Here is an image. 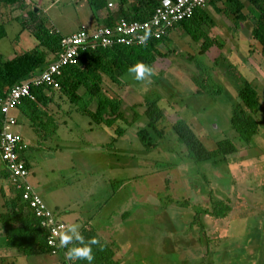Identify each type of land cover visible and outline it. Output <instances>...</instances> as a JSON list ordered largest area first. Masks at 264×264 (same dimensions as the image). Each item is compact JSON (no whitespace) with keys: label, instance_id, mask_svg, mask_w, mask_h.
<instances>
[{"label":"rangeland","instance_id":"1","mask_svg":"<svg viewBox=\"0 0 264 264\" xmlns=\"http://www.w3.org/2000/svg\"><path fill=\"white\" fill-rule=\"evenodd\" d=\"M32 1L36 3L39 0ZM51 1H41L40 14L47 27L63 35L71 34L78 26L92 28L100 23L94 18L103 17L99 12L92 13L86 0H77V3L74 0H58L49 5ZM110 2L108 8L115 11V0ZM203 8L215 21L211 27L203 25L204 29L217 43L222 42L221 49L213 45L200 55L198 47L202 39L195 42L183 33L181 27L176 26L168 33L167 40L158 45L164 56H157L154 66L142 79H137L134 72L126 71L120 76L118 84L108 78H104L102 83L109 96H120L126 106L122 108L123 116L128 121L132 119L133 111H143L142 106L134 104L146 94L160 96L159 104L166 117L162 127L166 135H171L162 144L164 148L172 149L174 155L166 153L160 145L155 149H144L136 134L137 122L133 125L119 122L111 127L95 125L80 113L81 104L72 105L65 95L64 98H57L59 104L52 109H61L55 118L59 125L56 136H47L46 141L41 140L40 145L35 147L31 131L28 132L20 118L23 114L13 110L21 121L22 129L18 131L14 126L11 130L20 132L25 142L33 145L28 150L30 156L26 155L31 162L29 180L47 207L56 211L68 227L75 225L76 221L80 227L90 217L91 226L105 222L111 224L113 229L110 232L118 237L115 244L120 245L117 253L124 264H134V258L138 256L143 257L147 264H181L187 260L188 264H197V261L193 263L189 252H186L187 258L182 255L185 252L183 248L176 247L177 239L173 236L175 231L184 229L188 215H196L193 210L190 214L182 209H188L189 203L195 202L194 197L200 204H206L205 199L199 197L208 194L224 200L230 210L223 219L200 214L197 223L192 224L201 236L202 254L206 249L210 253L206 261L216 264H264V242H261L264 240V58L260 45L247 38L251 22L237 24L236 11L226 0L206 2ZM243 11L248 13L247 7ZM9 38L0 40V52L4 57L26 49L5 45L11 42ZM13 43L19 42L15 40ZM220 51L226 62L219 61L214 67L212 76L215 82L213 79L207 82L208 86L212 85L208 87L210 91L195 93L197 86L190 79L199 73L196 62L204 60L206 66H211ZM229 68L239 72L240 80L249 81L259 96L260 109L254 115L258 132L249 144L240 141L229 124L236 102L235 85L239 82L228 71ZM218 85L221 90L215 92ZM90 106L93 107V104ZM178 117L190 125L207 149H213L216 141L224 138H230L237 146V151L229 155L228 161L217 163L216 167L207 162L196 165L199 170H205L208 183L202 185L205 183L201 181L198 184L201 191L206 190L199 195H193L189 190L191 197L186 193L187 184L185 190L180 189L179 176L184 175L182 169L185 167L180 165V170L164 174L162 168L157 170L158 167L153 164L155 161L170 160L183 163L179 160L184 159V147L176 142L170 125ZM116 127L125 129L124 133L119 136L114 134ZM219 168L225 170L224 175ZM152 171L162 174L152 178V183L146 182V174ZM169 177H172L171 180L178 178V182L171 189H166L168 186L163 181ZM120 180L123 182H112ZM152 185L158 189L154 190ZM5 192L8 194L6 187ZM183 201V205L187 206L182 208ZM2 209L3 197L0 194V211ZM179 212L187 219H181ZM163 214L170 219L161 216ZM64 234H69L68 229ZM104 236L107 237V234ZM2 241L3 233L0 232L1 245ZM19 257L16 264H55L57 261L63 264L64 258L62 252Z\"/></svg>","mask_w":264,"mask_h":264},{"label":"trees","instance_id":"2","mask_svg":"<svg viewBox=\"0 0 264 264\" xmlns=\"http://www.w3.org/2000/svg\"><path fill=\"white\" fill-rule=\"evenodd\" d=\"M110 1L88 0L91 12H95V14L99 12L103 15L97 25L109 26L120 18L146 20L151 17L155 7L161 0H115V11L108 8L109 4L112 3ZM215 1L221 0H207L209 3ZM226 1L229 3L230 8L236 11L234 16L237 18V24L244 21L251 22L247 38L260 45V53L264 58V0H244L246 4L241 0ZM0 2L22 4L18 0H0ZM245 7H247L248 13L243 11ZM16 22L21 30L28 28L37 44L35 47L21 54H14L10 58H4L0 54V99L4 98L15 84L23 82L48 66L61 49V38L66 36L47 27L40 10L34 12L33 8L27 11L26 16L17 18ZM214 24V19L207 14L203 7H199L194 9L190 18L181 20L169 28L160 38L149 39L142 45H115L109 48L97 47L95 49L79 50L77 62L62 67L61 74L56 77L59 84L58 89H53L48 85L31 87L30 92L33 99L25 97L21 100L19 105H21L22 112L31 120V124H34L35 128L42 131L44 137L52 136L56 131V124L54 119L46 112L45 107L50 100L52 91L57 90L65 95L72 105L81 104L79 107L80 113L86 115L95 125L111 127L119 122L124 125H133L137 122L136 134L143 148L146 150L154 149L167 136L164 127H162V124L166 122V117L159 104L160 96L146 94L137 104L131 103L142 106L143 111H133L132 119L128 121L124 118L122 112V108L126 106L123 105L120 96H109L105 89L103 90V79L108 78L118 84L120 76L124 72L130 71L134 66L142 65L147 69H151L157 61V56H164V53L158 48L159 43L167 40L168 33L176 26L181 27L183 33L189 35L195 42L202 39L198 47L200 55L205 54L213 45L221 49L222 42L217 43L215 38L208 36L207 31L204 29V26L211 27ZM4 35L5 30L1 24L0 38ZM225 58L220 51L214 57L211 66H206L204 60L199 61V63L196 62L199 73L192 76L191 79L189 78L197 86L195 93L210 91L208 87H212V85L208 86L207 82H212L211 79L215 82L212 71L214 67H217L219 61L226 62ZM228 66L230 67V64ZM228 71L239 79L238 84L235 85L236 102L230 113L229 124L237 134L238 139L245 144H249L252 137L258 132V122L254 115L260 109L259 96L249 81L240 80L238 71L234 68H229ZM216 84L218 83L216 82ZM220 90V85L214 89L215 92ZM45 91L50 93L47 94ZM91 104L94 105L93 108L90 106ZM141 118L144 119V122ZM1 119L0 115V125ZM170 125L176 137V142L184 147L185 151L182 152V155L185 160L180 159L179 161L183 162L181 164L173 161H155L153 164L158 167L157 170H161V168L163 170L171 169L178 165L186 166L191 163L198 165L200 162L211 163L212 167H216L217 163L228 161L229 155L237 151V146L230 138L218 140L213 149H207L183 118L178 117ZM124 131L125 129L114 128V134H117V136L123 134ZM27 149L26 146L21 151L20 156L25 168L29 171V165L24 155ZM199 178L205 183L202 185H207L206 176L200 175ZM112 182L121 183L123 180ZM197 182L192 180L193 186L191 185V187L200 193L205 192L206 190L201 191L200 185L196 184ZM165 185L168 186V179H165ZM5 193V191L1 193L3 197V209L0 211V230L3 232L2 244L6 248H16L25 256L52 254V248L46 243L47 230L41 226L40 219L22 200L21 191L16 189L10 182L8 194ZM205 201L206 204H209V208L203 207L196 210L192 223H197L196 220L199 219L200 214L223 218L230 210V206L224 200L215 199L209 194L205 196ZM182 204H185V202L183 201ZM91 218L86 220L78 230L83 242L72 239L67 245L56 248L55 252L66 253L70 248L87 246L91 249L92 264H121L115 258L113 245L99 237L94 228L86 226ZM92 240H96L97 243H90ZM206 241L208 243L207 237ZM69 264H88V261L77 259L76 261H69ZM203 264L216 263L204 261Z\"/></svg>","mask_w":264,"mask_h":264},{"label":"built area","instance_id":"3","mask_svg":"<svg viewBox=\"0 0 264 264\" xmlns=\"http://www.w3.org/2000/svg\"><path fill=\"white\" fill-rule=\"evenodd\" d=\"M18 1L26 5L30 0ZM206 2L207 0H161L151 17L146 20L120 18L109 26L94 25L92 28L81 26L74 33L61 38V49L48 66L23 82L15 84L8 94L0 99L2 117L0 159L5 164L10 182L21 191L22 200L28 204L35 216L40 219L41 226L47 230L46 243L52 248V253H56L55 249L61 247L60 239L67 225L59 218L57 212L43 203L38 193L27 182L29 171L20 156L26 143L17 132L11 130L17 124V120L10 114V110L18 106L25 97L33 99L31 87L48 85L58 89L56 77L61 74L62 67L77 62L79 50L109 48L115 45H142L149 39H158L181 20L190 18L194 9L204 7Z\"/></svg>","mask_w":264,"mask_h":264},{"label":"crops","instance_id":"4","mask_svg":"<svg viewBox=\"0 0 264 264\" xmlns=\"http://www.w3.org/2000/svg\"><path fill=\"white\" fill-rule=\"evenodd\" d=\"M41 1L42 0H39V1H37L35 3L32 0H30L29 3L26 4V5H22V4H19V3L9 4V3L0 2V25L2 24L3 25V28L5 30V35H4V37L0 38V40L5 39L8 36H10L9 40H11V42L10 43H6L5 45H8L10 47H14L15 46V47L26 48V49L22 50L20 53H17V54H21L24 51L29 50V49L35 47V45L37 44V41L35 40V38H33V39L36 42H34L31 39L33 36L29 32L28 28L27 29H24V30H21V27L16 22V20H17V18H21V17L26 16L27 15V11L30 8H33V9L36 8L37 10H41V5H40L41 4ZM57 1L58 0H52L49 5L55 4ZM86 2H87V5L89 6L88 0H86ZM32 3H34V4H32ZM74 3H77V0H74ZM110 5H111V3H110ZM101 18L102 17L96 16L94 19L100 21ZM97 24L98 23H96L95 25H97ZM79 27H81V26H78V28ZM78 28L75 31H77ZM74 32H72V33H74ZM66 35H68V34H66ZM15 40L18 41L19 43H13ZM27 47H29V48L27 49ZM0 54L2 55V57H4L1 52H0ZM11 56H7V57H4V58H10ZM56 91L57 90H53L52 91V93L50 94V100H49V102L47 103V105L45 107L46 112L51 116V118L54 119V122L56 124V131H55V133H53L52 136H56L57 127L59 125L57 124L55 118L58 117V114L61 111L60 108L58 110H52V109H53V107H56L55 105H58L59 104L57 102V98H59V97L64 98L63 97V94H60L59 92H56ZM45 92L47 94L50 93L49 91H45ZM93 107H94V105H93ZM15 109H17L18 112H20L21 114H23L22 117H20V118H22L23 122L26 125V128L29 129L28 132L31 131V135H32V139H33L32 141L35 144V147H37L38 145H40L39 143H40L41 140H45L46 141V138L47 137H44L42 131H40L38 128H35L34 127V124H31V120L22 112L21 105H19V104H18V106H16L15 108H13V109L10 110V114L12 116H14L16 118V120H17V124L15 125L16 129L18 131H20L22 129V127H21V121L18 119V117L16 116V114L13 113V110H15ZM18 115H19V113H18ZM142 121L144 122V119ZM97 126H99V125H97ZM17 130H15V131L21 136V133L18 132ZM88 130H92L93 131V128H89ZM95 136L97 137V135H95ZM168 136H171V135L168 134L166 136V138ZM21 137L24 140L23 136H21ZM166 138L165 139H162L161 142H159V145H160V147L162 146V149H164L166 151V153H169L170 155H174L172 153V152H174L172 149H170L169 147H167V149H166V148H164L165 146H163L164 144H162V142H164L166 140ZM171 138L172 137H170V139ZM24 142H25V140H24ZM26 146H27L28 149L25 151V154H24L25 157H26L27 154L29 155L28 150L33 145H31V144L29 145L28 143H26ZM158 147L159 146H157L156 148H158ZM26 160H27L28 165H29V173H32L31 172V162L28 160L27 157H26ZM181 167H185V169H182L183 172L184 171L185 172H184V175L182 174V175L179 176V179L181 181L180 182V186H181L180 189L185 190L186 189L185 186L187 184L186 187H188V189H186V193H187V195L189 197H191L189 190L192 191V194L193 195L194 194L195 195L201 194L198 190H194V188H192L191 185L193 186L192 180L198 181L196 184H199L201 182V180H200L199 177H200V175H204L205 176V174H204V171L205 170L204 169L199 170V168L196 167V165L193 164V163H191L189 165H186V166L182 165ZM181 167H180V165L174 166L171 169L164 170L162 173L166 174V172H173L174 170H180ZM219 170L221 171L222 175H224L225 170H222L221 168H219ZM162 173L161 172L152 171V172H150V174H148V175L146 174L145 180H146V182L152 183V180H153L152 178H154V177H156V176H158V175H160ZM169 175H172V173H170ZM29 176L30 175H28L27 182L37 192V190L35 189V186L29 180ZM166 179H168V178H166ZM171 179H172V177L171 178L169 177V179H168V187L166 189H171V186L173 184H177V182H178V178H175L174 177L173 180H171ZM163 183H165V181H163ZM9 186H10V180H9L8 172H7L6 168H5V164L0 159V194L2 192L4 193L5 187L8 189ZM174 186H177V185H174ZM152 187H155L154 190L158 189V187H156V186H153L152 185ZM153 193L154 192H149V194H153ZM38 195L40 196L39 193H38ZM1 196H2V194H1ZM155 198H156V196L153 199L155 200ZM194 198H195V202H193V203L190 202L189 205H188V207H187L188 209H184L183 208V207H186L187 205H183L182 204L180 206V207L183 208L182 209L183 212H190V214H191L192 210H193V212H195L196 210L201 209L203 207L204 208H209V204H203V203L200 204L198 202V198L197 197H194ZM200 198L201 199H205V196H203V197L200 196L199 199ZM43 203L45 204L44 201H43ZM179 214L183 217V218L180 217L181 219L184 220V218L185 219L188 218L189 220H187V223L185 224L186 226L184 227V229L175 231V234H174L173 237L174 238L176 237V239H177V246L176 247H178V249H179V247L180 248H183V250H184L185 253H183L182 255H185L186 258L188 256L186 254V252H189L190 253L191 260H193V263L197 261V264H203V262L206 261L207 256L210 253H209L208 249H206V251H204V254H202V250H201V246H202L201 236L196 232V230H194L192 228L193 227L192 226L193 223L191 221L194 219L193 218L194 214L188 215L187 218L182 213L179 212ZM161 216H167V214H163ZM167 217L170 219L169 216H167ZM211 217H213V216H211ZM225 217H223V218H225ZM213 218H216V217H213ZM223 218H220V219H223ZM77 223H78V221H76V224L75 225L78 226L79 223L78 224ZM91 223H92V221L89 220L88 225H86V226H88V227L91 226L92 225ZM80 227L78 228V230L80 229ZM91 228H94V230L96 231V233L98 234L99 237H101L103 240H105V241H107V242H109V243H111L113 245V248L115 250V258H117L120 261L121 264H124L122 262L121 258H119L118 253H117V250L120 248V245H116L115 244L116 243V240L118 239V237L116 236V234H112L110 232L113 229L112 225L111 224L108 225L107 222H105V223H98L96 226L95 225L94 226H91ZM67 229H68V226H67L66 230ZM0 232H2V230H0ZM104 234L105 235L107 234V237H105ZM260 236H263L262 232H260ZM261 242H264V240H262ZM119 243H121V242H119ZM0 246L2 247V251L0 252V264H16L17 263V260L20 258L19 256L22 255L21 252H19L14 247L6 248L3 244L2 245L0 244ZM204 247L206 248V246H204ZM214 252L217 253V251H214ZM39 255H42V254H39ZM63 257L64 258H63L62 263L63 264H69V261L66 259V253H63ZM131 257L133 258V256H131ZM142 258L143 257H139V256L138 257H135L134 259L136 261H134L135 262L134 264H147ZM188 262H189L188 260L187 261H183V262H181V264H188ZM52 264H54V263H52ZM55 264H61V263H60V261H57Z\"/></svg>","mask_w":264,"mask_h":264},{"label":"clouds","instance_id":"5","mask_svg":"<svg viewBox=\"0 0 264 264\" xmlns=\"http://www.w3.org/2000/svg\"><path fill=\"white\" fill-rule=\"evenodd\" d=\"M147 37H145L146 40ZM131 72H134L136 74L137 79H142L144 74L146 72H149L150 70L146 67L140 65V66H134L130 69ZM68 233L61 236L60 239V245L64 246L67 245L72 239H75L77 241H82V237L78 233V226L77 225H70L68 227ZM90 243L95 244L97 243L96 240H92ZM66 259L69 261H76L77 259L87 260L88 264H92V254L91 249L87 246L83 248L73 247L68 249L66 252Z\"/></svg>","mask_w":264,"mask_h":264},{"label":"water","instance_id":"6","mask_svg":"<svg viewBox=\"0 0 264 264\" xmlns=\"http://www.w3.org/2000/svg\"><path fill=\"white\" fill-rule=\"evenodd\" d=\"M33 11H34V12H36V11H37V9H36V8H34V9H33Z\"/></svg>","mask_w":264,"mask_h":264}]
</instances>
